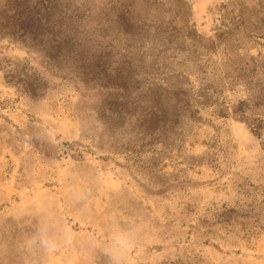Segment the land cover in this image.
Returning <instances> with one entry per match:
<instances>
[{"label": "rangeland", "instance_id": "obj_1", "mask_svg": "<svg viewBox=\"0 0 264 264\" xmlns=\"http://www.w3.org/2000/svg\"><path fill=\"white\" fill-rule=\"evenodd\" d=\"M264 264V0H0V264Z\"/></svg>", "mask_w": 264, "mask_h": 264}, {"label": "clouds", "instance_id": "obj_2", "mask_svg": "<svg viewBox=\"0 0 264 264\" xmlns=\"http://www.w3.org/2000/svg\"><path fill=\"white\" fill-rule=\"evenodd\" d=\"M68 235L70 233L67 229L55 232L48 220H41L35 231L24 234L16 242L15 251L21 259V264H46L60 240ZM133 239L131 230L113 228L110 238L105 240L99 249L104 264H129L128 247Z\"/></svg>", "mask_w": 264, "mask_h": 264}]
</instances>
